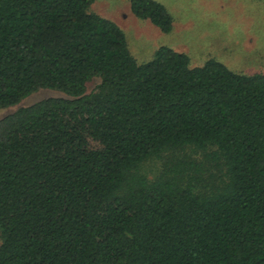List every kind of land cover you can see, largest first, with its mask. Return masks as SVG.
Masks as SVG:
<instances>
[{
	"label": "trees",
	"instance_id": "trees-1",
	"mask_svg": "<svg viewBox=\"0 0 264 264\" xmlns=\"http://www.w3.org/2000/svg\"><path fill=\"white\" fill-rule=\"evenodd\" d=\"M94 2L0 0V109L62 94L0 118V264H264V72L140 63Z\"/></svg>",
	"mask_w": 264,
	"mask_h": 264
},
{
	"label": "rangeland",
	"instance_id": "rangeland-1",
	"mask_svg": "<svg viewBox=\"0 0 264 264\" xmlns=\"http://www.w3.org/2000/svg\"><path fill=\"white\" fill-rule=\"evenodd\" d=\"M158 1L173 17L170 32L137 17L129 0H95L91 9L124 30L129 49L140 63L152 59L155 51L166 45L186 53L193 66L214 58L236 72H264V0ZM97 82H91L89 89ZM58 95L62 94L41 89L16 106L0 109V118L20 106Z\"/></svg>",
	"mask_w": 264,
	"mask_h": 264
}]
</instances>
